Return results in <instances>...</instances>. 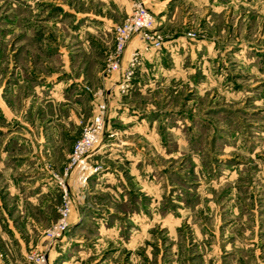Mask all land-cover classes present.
I'll return each mask as SVG.
<instances>
[{"label": "rangeland", "instance_id": "1", "mask_svg": "<svg viewBox=\"0 0 264 264\" xmlns=\"http://www.w3.org/2000/svg\"><path fill=\"white\" fill-rule=\"evenodd\" d=\"M161 1V44L142 49L121 91L107 62L112 27L132 0H0V194L29 195L43 185L35 196L44 201L40 229L14 237L0 223V245L8 241L19 252L18 237L24 242L22 264L45 248L50 264H264V0ZM111 83L118 92L106 94ZM100 101L123 111L104 133L138 161L131 190L141 192L145 169L153 180V225L147 241L129 249L125 216L122 231L104 230L109 193L128 191L129 174L109 169L107 188H95L92 175L104 163L89 162L92 153L85 173L74 170L69 179L93 187L89 207L50 244L45 229L59 215L58 178ZM37 140L54 141L56 168L37 162Z\"/></svg>", "mask_w": 264, "mask_h": 264}, {"label": "crops", "instance_id": "2", "mask_svg": "<svg viewBox=\"0 0 264 264\" xmlns=\"http://www.w3.org/2000/svg\"><path fill=\"white\" fill-rule=\"evenodd\" d=\"M150 9L152 10L154 16L158 17V20L155 19V25H159L162 20H164V17L167 15V12L165 10V7L167 6L166 3H164L161 0H155L152 1L150 4ZM169 20V18H168ZM136 40L133 39L129 42V44L126 47L125 55L134 47L136 46ZM151 54V53H150ZM151 57V56H150ZM143 70V66L138 67V73L141 74V71ZM121 77V73L117 72V79L119 80ZM116 79V81H117ZM147 83H144L143 86H146ZM106 94L112 93L111 89H114L113 92L117 93L118 89L113 87L112 83L109 84L108 87H106ZM120 93V92H119ZM117 97V96H116ZM119 103L115 104V107H120L119 104H123L124 101L119 99ZM107 114L105 118V128L107 131H111V125L114 124L113 122L115 118L117 119H123V111H116L112 112L111 108L108 107ZM56 115V114H55ZM130 118V117H129ZM113 119V120H112ZM56 119H52L51 122H55ZM50 122V123H51ZM114 126V125H112ZM61 127V126H60ZM132 128V127H130ZM59 130H63L64 135L72 134L73 132L67 128H60ZM68 130V133H67ZM66 132V133H65ZM108 133V132H107ZM106 134L104 139V142L101 143V146L98 147V149L94 152L95 154L89 158V162H103L104 167L102 168L103 171H99L92 175L97 181L95 184V188L99 189H106L104 186V183L107 182V179H104L103 177L106 174V171L111 169L115 176H123L122 170H126V172L129 174V181L124 182V185L126 189H129L128 191H121L119 187H116L118 191L114 188L113 191H110V199H111V205L107 206V210H104V216L102 218H106L104 222V230H110L112 231H122L123 223L121 224V216H125L127 222H130L132 226L129 228V235L127 240L123 241V244L126 248H133L135 246H140L142 243L147 241V236L145 235L150 229V227L153 225L151 222L153 221L154 216V196L153 193V180L149 177L147 169L144 171V176L138 181L140 182V191L131 190L133 188V184L135 183L134 180L137 179V175H134V170L132 169L131 165H134L137 160L132 161L131 155H129V146L124 145L122 146V143H116L111 142V138H108V135ZM55 135H58L57 132H54ZM146 134V133H145ZM79 134H77L78 136ZM60 139V138H59ZM55 142H58V140L52 138ZM54 141L47 142L45 141L44 144H48L45 148L44 144H39V141H34V154L36 156L37 162H39L41 165L45 166V163L47 165V162L49 163L50 167L56 168L55 165H58V159H56V154L54 153ZM107 141V142H106ZM63 144V143H62ZM123 147V148H122ZM41 149H44L45 154L42 153ZM122 158L127 159V166L125 168L119 167L118 164L122 162ZM139 160V159H138ZM46 167V166H45ZM147 168V166H146ZM48 169V168H47ZM136 170V169H135ZM106 176V175H105ZM104 180V181H103ZM93 181V182H94ZM103 181V182H102ZM137 183V182H136ZM135 183V184H136ZM43 188V185H41L36 192H33V194L29 195H23L21 192H2L0 194V212H2V216L0 218V223L2 228H5L8 233H12V236L16 237V232L19 231H35L37 229H40L43 222L41 220V216L39 215L40 212H42L43 207V200L38 199L35 196H37L41 191L40 189ZM71 188V194L73 198V204H72V210L70 214V223L74 220H78L84 213L85 210L89 207V200L92 197V192L89 190L90 188H93L90 186V184L87 182L86 185H81L80 183L74 181L70 185ZM10 200H14L13 203L9 202ZM139 201V207H137ZM120 205H123L125 208L129 207L126 211L119 208ZM14 208L17 212V219L13 221V212H11V209ZM36 209L38 211V215L36 214ZM131 209V210H129ZM111 213V214H110ZM41 214V213H40ZM108 215L117 216V218H114L113 220L107 219ZM108 220V221H107ZM134 221V223H131ZM125 221V222H126ZM28 227V228H27ZM135 233H138V235L141 236L138 238V235ZM12 238V237H11ZM10 238V239H11ZM9 240V237L7 238ZM139 240V241H138ZM137 241V242H136ZM17 243L19 244L20 249L19 252L15 251V246H12V243L8 241H4L2 245H0V264H22L26 263L25 260V251H24V242H22L21 237H18ZM11 244V245H10ZM201 245V243H198V246ZM173 248L176 246L172 245ZM135 255V254H134ZM145 257H150V252L146 251V253L143 254ZM22 259V260H21ZM165 259V255H163L162 260ZM29 263V262H28Z\"/></svg>", "mask_w": 264, "mask_h": 264}, {"label": "built area", "instance_id": "3", "mask_svg": "<svg viewBox=\"0 0 264 264\" xmlns=\"http://www.w3.org/2000/svg\"><path fill=\"white\" fill-rule=\"evenodd\" d=\"M152 1L154 0H132L130 12L112 27L114 50L109 56L107 66L109 70L121 73L120 79L115 82L121 91H125L128 87L129 77L138 64L142 49L155 48L161 44V35L155 28V16L149 6ZM133 39H139L142 44L132 48L128 66L123 71L125 50ZM96 108L91 119L82 127L78 138L74 140L63 174L58 178L63 193L61 204L58 207L59 215L45 229L50 244L57 241L70 225L72 202L69 179L74 170L79 174L85 173L88 168L87 158L94 153L102 140L107 104L100 101ZM29 256V264H50L51 262L48 248L39 249Z\"/></svg>", "mask_w": 264, "mask_h": 264}]
</instances>
